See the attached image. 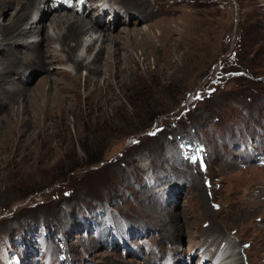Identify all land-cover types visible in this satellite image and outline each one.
Here are the masks:
<instances>
[{"label":"rangeland","instance_id":"1","mask_svg":"<svg viewBox=\"0 0 264 264\" xmlns=\"http://www.w3.org/2000/svg\"><path fill=\"white\" fill-rule=\"evenodd\" d=\"M143 6L150 19L141 28L131 7L128 24L112 32L126 27L140 39L160 19L147 30L154 45L131 44L129 61L123 42L126 70L108 84L104 74L94 84L88 69L57 61L77 87L68 108L50 107L39 91L62 77L36 87L43 72L33 68L24 83L35 90L24 105L1 98L0 264H146L153 251H160L157 261L173 251L181 256L179 248L186 256L218 234L204 255L232 239L244 264H264V0ZM13 9L20 7L0 24ZM165 25L174 44L167 55L159 39ZM83 41L81 34L70 40L79 42L75 56H85ZM99 156L98 164H85ZM169 214L191 222L181 245L163 238L175 234L167 222H151ZM229 214L230 225L222 223Z\"/></svg>","mask_w":264,"mask_h":264},{"label":"bare ground","instance_id":"2","mask_svg":"<svg viewBox=\"0 0 264 264\" xmlns=\"http://www.w3.org/2000/svg\"><path fill=\"white\" fill-rule=\"evenodd\" d=\"M116 2L121 5V7L124 9V12H122ZM14 4H17V7H20V10L16 11L13 9L10 16L12 17L11 20L5 19L4 22H1L0 24V93H9L7 97L0 96V101L1 98L4 100H11L14 103L20 101V103L23 105L24 102H26L25 100L28 98V95L35 90L31 88V85L28 83V90L31 89V92L28 95H25V93L28 91L27 84L24 83L25 77H28V75L31 74L35 75L37 71L42 70L43 75L41 76V79H39L38 83H36V87L41 86L42 83H51L56 75H59L62 78H55L52 85L48 88H40V94H43L45 99H48L49 96V103L47 104H49L50 107L68 108L73 100L68 93L77 92V87H74L72 85L73 83L71 84V82H75V80L69 78L70 73L68 70H62L59 68V66H55L57 61H60L64 64L73 62L76 65L74 66L78 67V69L81 67L88 69V71L91 73L90 75H93V77H89V80L94 84L98 82V77L101 74H104V80H106V84H108L109 79L112 76H117L120 72H124L126 70V66L124 67L122 65V51L120 50L119 46L123 42H126V44L129 45L131 50L129 51L128 46L126 45L127 54L124 53L123 58L126 57L127 60L131 61L133 59L131 54L133 47L130 45L135 44L137 47L145 45L153 46L154 34L147 30H150L154 26L161 23V20L159 19L154 23L149 24V27H147L148 29H144L143 36L140 39L136 38V35L132 34L133 32H136V30H133V32L126 31V27L118 31L116 33L117 35L112 32V29L115 28L117 24H128L127 19L125 18L128 17L127 13L132 11L131 7L138 9L135 11V13L139 16V18L137 16V21L141 28L142 21H147L150 18H146L148 13H140L139 11L144 9L143 5H150L151 0H101V2L98 4H95V0H85L83 3H79V0H0V18L5 16V12L13 8ZM140 5H142V8H140ZM88 6H90L89 9ZM30 7L34 8H31L30 14H28L27 12H29L28 9ZM58 11H64L65 13L61 14ZM107 12L110 13L109 18L106 19L109 23H105V21L103 22L102 20L103 16ZM50 16L52 17L50 18ZM45 20L48 21L46 22ZM161 27L162 28H160L161 33L159 38L160 45L165 47V55H167L171 52V50H174V44H169L171 43V40L167 34L168 30L171 32L172 30L168 29L167 25ZM177 30L183 32L180 37L183 39V41H185L186 37H188H185L184 33L186 32H184V30H180L179 27ZM123 33H126V36L122 37L121 35ZM80 34L83 40L86 42L85 45L83 43L84 41L80 43V45H84V47H86L85 56L83 57L74 55L79 42L75 45L70 44V40L80 38ZM93 35H95V37H92ZM87 36H90V39H87ZM85 37L87 40H85ZM151 37L152 39H150ZM99 42L101 44L100 50L90 61L86 62V58L90 55L93 45ZM62 53H65L66 56H64ZM187 54L188 51L185 52L184 55ZM52 64H54L53 67H51ZM30 68L36 69V72L31 73L29 71ZM15 76L19 77L18 79L21 81L15 80ZM66 78H69L70 82H67ZM62 80L65 82H62ZM98 91H93L90 97H95ZM11 94H15L16 96L12 97ZM3 101L0 102L1 108H3V105L5 104H3ZM45 105L46 103L41 104L40 102V106ZM179 216L180 215L178 214H169V216L165 218L158 216L155 218V220L152 219L151 222L157 223L160 221L163 222V224L167 222L169 224V230L173 229L175 234L171 236H167V234L166 236L164 235L163 238H168L171 242L176 240L177 242H175L179 243L178 245H181L180 236L186 233V230L192 229V226L191 222L188 221L179 223ZM223 219H226V221H223L222 223L227 225H230V223L233 221V219L230 217V214ZM218 235L219 236L216 237V239L212 242L213 245L214 242L221 236V234ZM231 240H229L230 243L229 241H226L225 243L223 242V248H220V244H218V247L216 248L218 250H216L213 255H204L206 254L208 247L212 244L208 246L207 244H203L197 246L199 248L194 247L196 248H193L194 252H191L186 256L182 255V253L185 252V249L183 250V248H179L177 252L181 256H176L175 251L172 250L173 253H167L164 256V260H168L175 264H188L191 262V259L197 260L198 258L197 264H209L212 257H214V255L219 252L217 259L213 264H244V260L247 259L242 256L243 251L240 249L236 250V248L239 247V242L237 243L235 240ZM136 252L134 254H136ZM159 252L160 251H153L154 255H148L146 259H144L146 264L163 263L164 260H154V258H158L160 256L158 255ZM225 252L226 255H224ZM202 255H204V258ZM7 261L8 264H11L9 260Z\"/></svg>","mask_w":264,"mask_h":264},{"label":"trees","instance_id":"3","mask_svg":"<svg viewBox=\"0 0 264 264\" xmlns=\"http://www.w3.org/2000/svg\"><path fill=\"white\" fill-rule=\"evenodd\" d=\"M85 154H86L87 158H89L90 155H91L89 152H85ZM101 160H102V157L99 156V157H96L94 159L93 158L92 159H87L85 164H87V166H92V165L98 164Z\"/></svg>","mask_w":264,"mask_h":264}]
</instances>
